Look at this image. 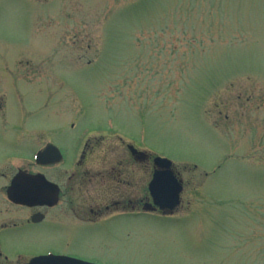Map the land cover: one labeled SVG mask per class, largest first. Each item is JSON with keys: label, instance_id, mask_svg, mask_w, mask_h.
Wrapping results in <instances>:
<instances>
[{"label": "rangeland", "instance_id": "1", "mask_svg": "<svg viewBox=\"0 0 264 264\" xmlns=\"http://www.w3.org/2000/svg\"><path fill=\"white\" fill-rule=\"evenodd\" d=\"M0 102V125L43 132L68 162L93 130L184 184L175 216L15 232L7 254L264 264V0H0Z\"/></svg>", "mask_w": 264, "mask_h": 264}, {"label": "flooded vegetation", "instance_id": "2", "mask_svg": "<svg viewBox=\"0 0 264 264\" xmlns=\"http://www.w3.org/2000/svg\"><path fill=\"white\" fill-rule=\"evenodd\" d=\"M2 112L3 105L0 104V118ZM21 124L24 123L11 126L10 121L1 120L0 125V144L11 149L0 155V264H28L41 256L111 264L52 248L34 255L7 254L4 238L15 232L43 230L53 224L62 226V232L58 234L61 236L62 233L70 234L77 226L90 229L118 218L172 217L183 203L184 184L172 167L182 185L179 205L169 210L154 204L149 191V183L156 171L154 157L144 153L137 144L122 141L125 146H116L103 135L95 136L93 130L87 131L73 154L74 159L68 162L52 138ZM68 124L70 128L75 127L74 123ZM49 145L55 148L39 159L40 153ZM21 173L27 175L24 189L33 197L26 204L12 199L13 183ZM149 173L145 184V176Z\"/></svg>", "mask_w": 264, "mask_h": 264}, {"label": "water", "instance_id": "3", "mask_svg": "<svg viewBox=\"0 0 264 264\" xmlns=\"http://www.w3.org/2000/svg\"><path fill=\"white\" fill-rule=\"evenodd\" d=\"M55 147L49 145L39 155V159L42 154L50 152ZM56 150V149H55ZM154 167L156 171L153 174V178L149 183V191L153 198L155 205L160 209L173 210L179 205V195L182 190L180 181L174 176L172 171V162L168 159L155 157L153 159ZM26 176L24 173L18 174L13 183L12 199L17 203L26 204L29 203L33 197L31 193L25 191ZM28 264H91L80 260H73L63 257L55 256H41L32 259Z\"/></svg>", "mask_w": 264, "mask_h": 264}]
</instances>
